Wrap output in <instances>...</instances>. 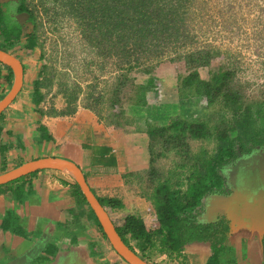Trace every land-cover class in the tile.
<instances>
[{
	"label": "crops",
	"instance_id": "0c3cea01",
	"mask_svg": "<svg viewBox=\"0 0 264 264\" xmlns=\"http://www.w3.org/2000/svg\"><path fill=\"white\" fill-rule=\"evenodd\" d=\"M20 46H15L12 53L23 64V85L0 115V175L35 159L65 158L82 169L98 198L123 203L122 209L106 207L115 224L122 215L123 220L127 215H136L152 221V204L131 176L126 177L149 168L146 127L126 130L103 124L82 100L75 114L60 115L58 111L66 108V101L58 92L56 80L49 88L41 89L45 97L37 105L33 93L36 81L43 78V67L28 58L35 56L40 47L28 54ZM1 63L0 102L15 83L13 69ZM164 83L162 95L170 92L164 95L168 97L161 95L167 99L162 109L168 110L169 95L177 91L173 84ZM175 97L177 101L174 99L172 104L178 106L179 94L171 99ZM155 101L153 95L148 96L149 111L145 109L144 119L153 115L154 119H163L155 109ZM238 163L235 192L211 195L198 218L203 224L227 228V249L220 256L221 264H264V146L242 154ZM76 184L68 170L47 168L0 185V264H129L99 226L87 199L85 202L77 196ZM129 242L136 245L130 238ZM210 246L194 241L186 245L182 256L171 258L158 253L148 262L207 264L212 254Z\"/></svg>",
	"mask_w": 264,
	"mask_h": 264
},
{
	"label": "trees",
	"instance_id": "16d2710c",
	"mask_svg": "<svg viewBox=\"0 0 264 264\" xmlns=\"http://www.w3.org/2000/svg\"><path fill=\"white\" fill-rule=\"evenodd\" d=\"M58 2L65 6L66 16L77 21L84 43L101 60L100 68L105 69L108 63H112L117 72L107 99H104L103 94H96L95 86L89 84L87 96L83 100L81 96L84 90L79 82L59 80L58 92L63 94L66 108L58 113L75 114L82 100L83 106L92 110L108 126L126 128L133 125L135 116H130L126 108H139L140 113L145 110L148 105L147 93L156 84L152 74L162 59L169 52L179 53L177 48L189 47L194 43L187 17L193 0ZM4 16L0 8V35L3 39L0 48L12 50L21 42V30H15L4 21ZM14 30L16 33H13ZM20 45L26 48L28 54L36 47H41L35 33L25 44ZM191 49L175 58L183 59L188 71L186 76L179 79L180 98L203 97L211 109L214 104H221L225 109L221 112L210 110L209 117L172 116L166 124L145 121L151 167L144 172V176L147 177L149 191L147 198L155 212H149L152 221L127 215L124 220H119L121 224L116 222V226L126 244L133 250L137 248L136 253L146 261H152L158 253H165L171 258L182 256L187 244L198 241L211 245L212 254L207 264H221L220 256L227 249V228L203 224L198 215L211 195L235 192L234 170L240 156L251 154L256 147L264 146V134L253 131L256 125L252 121L256 108L264 115V100H249L235 84L237 70L234 68L221 67L209 79H203L199 69L210 66L218 51L207 47ZM40 58H45L44 52ZM133 71L149 75L145 84L138 83L131 76ZM60 73L61 77L68 75L67 72ZM41 75L43 78L36 81L33 93L37 105L45 97L41 89L49 88L57 79L55 72L49 71L46 65H43ZM103 108L108 109V112H104ZM195 139L215 140L218 147L211 152L201 150V147L195 151L191 144ZM172 151L179 158L175 169L160 171L156 168L158 159ZM132 175L137 173H128L126 177ZM75 188L77 196L86 202L78 184ZM99 200L104 207H124L119 199ZM129 238L136 245L130 244Z\"/></svg>",
	"mask_w": 264,
	"mask_h": 264
},
{
	"label": "rangeland",
	"instance_id": "374dc122",
	"mask_svg": "<svg viewBox=\"0 0 264 264\" xmlns=\"http://www.w3.org/2000/svg\"><path fill=\"white\" fill-rule=\"evenodd\" d=\"M33 1L37 5L36 9L40 17L36 35L39 37L41 47L35 56L28 59L38 61V64H42L41 67L46 65L49 71L55 72L57 82L59 80L79 82L84 90L81 96L83 100L87 96L89 84L95 86L96 94H103L104 99H107L117 73L114 65L108 63L105 69L100 68L101 60H98L91 48L84 43L77 21L66 16L65 6L63 7L58 0ZM187 17L191 35L195 38L193 45L177 48L179 53L169 52V55L162 59L161 64L152 74L156 84L147 93V97L153 95L156 100L155 109L159 111V116L163 119H154V115L144 119L147 115L144 113L146 110L149 111L148 105L146 110L143 109L141 113L139 108L128 109L129 106H126L128 114L135 118L133 125L126 126L124 129L129 130L132 126L147 128L146 120L156 124H166L169 118L176 116L177 112L182 117L197 118L202 117L204 113L205 117H209L212 110L221 112L222 109H225L221 104H214L211 109L206 98L196 96L187 99H181L179 96L178 106L172 104L173 100L175 99L174 102H176L177 99L176 97L171 99V96L179 94V79L188 74L185 61L175 58L178 54L184 55L190 48L207 47L218 51V55L212 60L210 66L199 69L203 79H209L212 73L219 71L221 67L234 68L237 70L235 84L239 89H242L249 100H264V0H193L191 11L187 13ZM4 21H7L5 17ZM13 24L17 27L16 23ZM15 30L13 33H16ZM43 52L45 58L41 59L39 57ZM60 72H67L68 75L61 77ZM131 76H134L140 84H145L149 78V75L134 71ZM164 81H167L168 85L173 84L177 91L175 92L174 89L175 93L169 95L170 107L168 110L162 109V102L167 100L163 97H168L164 95H168L167 93L170 92L167 90L162 95L161 91L165 88ZM104 104H108V102H104ZM103 109L104 112H108V109ZM254 116L252 121L256 128L253 131L263 135L264 115L256 108ZM101 123L105 124L103 121ZM191 144L195 151L201 147V150L211 152L218 147L216 141L210 139H195L191 141ZM178 159L172 151L161 156L155 165L160 171L174 170ZM144 172H135L139 176L132 175L131 178L141 194L144 193L143 195L147 197L149 191ZM148 201L150 200L148 199ZM122 218L123 215L117 219L118 222Z\"/></svg>",
	"mask_w": 264,
	"mask_h": 264
},
{
	"label": "water",
	"instance_id": "95a60500",
	"mask_svg": "<svg viewBox=\"0 0 264 264\" xmlns=\"http://www.w3.org/2000/svg\"><path fill=\"white\" fill-rule=\"evenodd\" d=\"M9 1L11 0H8L7 2ZM17 19L19 20V22H21L19 17H17ZM0 62L12 68L15 73V83L11 92L0 102V115H1L2 112L15 100L16 96L21 91L23 85L24 70H23L22 62L20 61L19 58L16 57V55L1 48H0ZM47 168L66 169L69 171L71 175L74 176V178L77 181V184L81 188L89 205L94 211L105 235L107 236V238L109 239L110 243L113 245L115 250L118 252V254L124 260H126L129 264H150L148 261L142 259L123 240L122 236L117 230L116 224L111 219L110 214L108 213V211L103 206L97 195L93 192V190L89 186L82 169L75 162L59 157H43V158L35 159L12 171L0 175V185L7 184L23 176ZM251 172L253 174V170ZM236 176H237V167L234 170V183L236 181ZM251 178H253V176ZM251 187L252 186H249L248 189L252 190ZM262 187L264 188V186Z\"/></svg>",
	"mask_w": 264,
	"mask_h": 264
},
{
	"label": "flooded vegetation",
	"instance_id": "af4514ba",
	"mask_svg": "<svg viewBox=\"0 0 264 264\" xmlns=\"http://www.w3.org/2000/svg\"><path fill=\"white\" fill-rule=\"evenodd\" d=\"M5 1L6 0H4V2H1L0 0V8L5 15L4 17L7 19V23L12 25L13 28H20L21 30V42L16 46H20V44L23 45L26 43V40H29L31 37H33L34 33L36 34L37 30L39 29L40 17L38 16V11L36 9L37 5H35V2L33 0H11L9 2ZM17 17L20 18L21 22H19ZM13 23H16L17 27H15ZM2 42L3 39L1 37L0 43ZM6 51H10L12 53L13 50ZM16 57L18 58L17 55Z\"/></svg>",
	"mask_w": 264,
	"mask_h": 264
},
{
	"label": "clouds",
	"instance_id": "9594fccd",
	"mask_svg": "<svg viewBox=\"0 0 264 264\" xmlns=\"http://www.w3.org/2000/svg\"><path fill=\"white\" fill-rule=\"evenodd\" d=\"M106 208V207H105ZM107 210V209H106ZM109 213V212H108ZM115 223V222H114Z\"/></svg>",
	"mask_w": 264,
	"mask_h": 264
},
{
	"label": "bare ground",
	"instance_id": "6f19581e",
	"mask_svg": "<svg viewBox=\"0 0 264 264\" xmlns=\"http://www.w3.org/2000/svg\"><path fill=\"white\" fill-rule=\"evenodd\" d=\"M73 173V172H72Z\"/></svg>",
	"mask_w": 264,
	"mask_h": 264
}]
</instances>
